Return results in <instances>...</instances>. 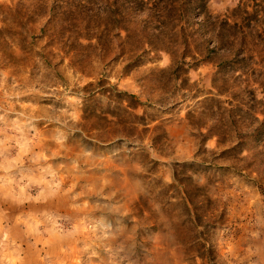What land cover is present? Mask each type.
I'll return each mask as SVG.
<instances>
[{"label":"rangeland","instance_id":"rangeland-1","mask_svg":"<svg viewBox=\"0 0 264 264\" xmlns=\"http://www.w3.org/2000/svg\"><path fill=\"white\" fill-rule=\"evenodd\" d=\"M190 29L198 61L177 78L167 52L133 68L92 57L87 77L71 56L46 59L45 37L0 46V264H264V0H209ZM100 73L168 139L132 142L91 117L112 106L86 100ZM186 188L208 198L197 215Z\"/></svg>","mask_w":264,"mask_h":264},{"label":"trees","instance_id":"trees-1","mask_svg":"<svg viewBox=\"0 0 264 264\" xmlns=\"http://www.w3.org/2000/svg\"><path fill=\"white\" fill-rule=\"evenodd\" d=\"M62 1L37 0L33 8L0 4V46L10 47L7 39H12L26 51L29 36L33 39L45 37L51 48L46 59L59 57L60 61L71 56L72 62H76L87 77L99 74L96 70H86L92 57L105 61L110 56L113 59L124 56L126 68H133L167 52L172 58L170 68L176 78L198 61L192 48L190 25L197 17L208 15L209 0H80L75 8L65 6ZM40 20L44 21L41 34L36 35L34 25ZM189 57L191 61H188ZM100 75L95 82L85 86L89 93L86 100L93 101L100 94L112 106L103 113L90 112L91 117L104 121L113 135L129 138L132 142L142 141L148 132L154 134L153 146L161 143L158 140L161 136L168 139L166 132H160V126H149L155 118L147 109L138 112L145 104L136 94L120 90ZM218 92H222L219 87ZM206 101L218 103L216 106L221 103L215 97ZM229 111L233 112V109ZM232 121L236 125L235 118ZM140 125L143 128L140 129ZM209 131V135L221 136L223 133L212 128ZM226 140L232 141L231 138ZM192 187L202 190L195 185ZM198 196L204 198L200 203L186 188L183 199L190 215H193L192 211L197 215L200 204L208 200L202 192ZM190 221L195 227L201 225L199 218ZM200 257L204 258L203 255Z\"/></svg>","mask_w":264,"mask_h":264}]
</instances>
